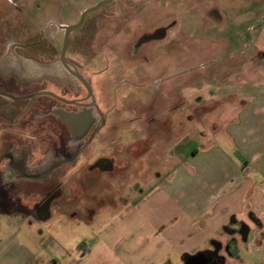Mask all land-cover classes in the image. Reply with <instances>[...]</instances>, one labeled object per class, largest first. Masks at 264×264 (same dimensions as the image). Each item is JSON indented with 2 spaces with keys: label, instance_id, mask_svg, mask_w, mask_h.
<instances>
[{
  "label": "rangeland",
  "instance_id": "obj_1",
  "mask_svg": "<svg viewBox=\"0 0 264 264\" xmlns=\"http://www.w3.org/2000/svg\"><path fill=\"white\" fill-rule=\"evenodd\" d=\"M102 1L0 0V45L39 41L43 32L44 43L37 44L41 65L50 58L52 69L58 70L63 32L57 38L54 32L63 23L77 24L83 11ZM86 20L74 32L68 55L81 69L85 67L97 91L102 87L110 116L120 118L107 141L93 144L94 152L100 157L115 153L118 160L128 158L132 167L101 172L89 170L86 160L82 170L67 174L66 193L72 197L66 200L64 212L51 221L53 231L33 215H27L33 221L30 226L16 223L17 217L22 218L19 214L2 210L0 241L15 232L35 250L50 238L74 247L88 234L81 215L74 212V191L82 197V209L116 203L123 192L136 199L142 190L174 174L192 149L218 141L219 133L210 124L216 119L215 127L223 130L239 108L233 97L212 103L220 86H249L256 92L264 85V0H114L90 12ZM0 56V63L20 59L5 50ZM37 63L32 70H41ZM227 90L223 86L219 92ZM191 112V118H199L189 121ZM181 119L184 127L177 130ZM159 122L161 128L155 127ZM192 130L198 135L193 136ZM144 138L148 144L138 153L119 150L120 145ZM117 147L120 153L114 151ZM253 241L251 233L248 243ZM248 245L241 243L237 248L241 258L227 264H264ZM228 251L234 255L236 249L232 246Z\"/></svg>",
  "mask_w": 264,
  "mask_h": 264
},
{
  "label": "crops",
  "instance_id": "obj_2",
  "mask_svg": "<svg viewBox=\"0 0 264 264\" xmlns=\"http://www.w3.org/2000/svg\"><path fill=\"white\" fill-rule=\"evenodd\" d=\"M19 58L22 61L25 57ZM25 59L22 63L27 66L37 63ZM223 86L228 90L220 93ZM261 86L256 92L249 86H220L213 93L212 103L233 97V104L239 108L223 130L215 127L216 119L210 124L219 133L218 141H209L201 150L192 149L174 174L142 190L136 199L123 192L116 203L82 209V197L74 191V212L88 227V234L74 247L50 238L35 250L10 232L0 241V264H185L184 254L201 252L222 256V264H227L241 258L237 249L241 243L249 244L254 256L256 253L264 261V85ZM194 112L187 114L189 121L199 118L190 117ZM179 126L177 130L184 124ZM191 134L198 135L195 130ZM107 139L100 137L92 147ZM92 150L98 157L96 146ZM66 191V200L71 199L72 194ZM30 215L54 230L53 212L39 220L35 213ZM107 216L108 220L102 222ZM99 217L101 222L97 223ZM28 221L27 225L32 226L31 217ZM251 233L254 241L248 243ZM232 246L236 249L234 255L228 251Z\"/></svg>",
  "mask_w": 264,
  "mask_h": 264
},
{
  "label": "flooded vegetation",
  "instance_id": "obj_3",
  "mask_svg": "<svg viewBox=\"0 0 264 264\" xmlns=\"http://www.w3.org/2000/svg\"><path fill=\"white\" fill-rule=\"evenodd\" d=\"M89 13L82 25L69 33L65 58L63 45L70 25L63 23L52 34L55 38L63 32L58 70L54 66L52 69L50 58L45 59L40 71L23 64L21 58L0 63V211L19 214L22 218L17 217L16 223L30 222L27 215L32 212L38 220L51 212L61 213L66 204L67 174L82 170L86 160L89 170L97 168L101 172L132 167L130 159L118 160L115 153L91 156L92 142L109 138L120 118L110 116L102 87L97 91L85 67L81 69L68 55L74 32L84 27ZM43 36L42 32L39 41L25 45H0V53L5 50L19 57L27 54L41 64L37 51L42 50L37 44L44 43ZM161 124L155 127L161 128ZM147 140L118 147L121 152L138 153ZM118 147L114 151L119 152ZM208 256L211 261L218 258L211 252Z\"/></svg>",
  "mask_w": 264,
  "mask_h": 264
},
{
  "label": "water",
  "instance_id": "obj_4",
  "mask_svg": "<svg viewBox=\"0 0 264 264\" xmlns=\"http://www.w3.org/2000/svg\"><path fill=\"white\" fill-rule=\"evenodd\" d=\"M112 1H114V0H103L95 8H93L91 10L84 11V13L82 14L81 21L77 25H74V26L70 25V26L66 27V38H65V43L63 45L62 58H65L66 44H68L69 33L82 25L87 13H89L90 11H94V10L98 9L103 3L106 4V3H109ZM210 260H211V258L205 252H201L198 254L190 255L189 259L185 261V264H217V263H211Z\"/></svg>",
  "mask_w": 264,
  "mask_h": 264
},
{
  "label": "trees",
  "instance_id": "obj_5",
  "mask_svg": "<svg viewBox=\"0 0 264 264\" xmlns=\"http://www.w3.org/2000/svg\"><path fill=\"white\" fill-rule=\"evenodd\" d=\"M263 56H264V54H263ZM189 257H190V254H184V260H185V261L188 260ZM224 260H225L224 257L219 256V257L217 258V260H215V262H216L217 264H222Z\"/></svg>",
  "mask_w": 264,
  "mask_h": 264
}]
</instances>
